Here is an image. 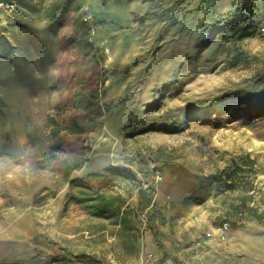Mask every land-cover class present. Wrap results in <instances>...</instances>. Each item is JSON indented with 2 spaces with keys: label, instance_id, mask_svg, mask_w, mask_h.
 <instances>
[{
  "label": "rangeland",
  "instance_id": "1",
  "mask_svg": "<svg viewBox=\"0 0 264 264\" xmlns=\"http://www.w3.org/2000/svg\"><path fill=\"white\" fill-rule=\"evenodd\" d=\"M241 3L0 0L1 261L264 264V115L230 120L227 99L204 112L264 88V0H252L254 36L232 43L225 30L197 48ZM57 107L87 128L69 178L134 172L92 182L120 196L124 221L64 206L56 158L70 157L49 151L45 124ZM138 188L155 208L141 209Z\"/></svg>",
  "mask_w": 264,
  "mask_h": 264
},
{
  "label": "trees",
  "instance_id": "2",
  "mask_svg": "<svg viewBox=\"0 0 264 264\" xmlns=\"http://www.w3.org/2000/svg\"><path fill=\"white\" fill-rule=\"evenodd\" d=\"M252 9V0H242L241 8L237 9L231 16L220 23L208 25L203 30V38L198 43V50L204 48L216 35L225 30L229 31L227 39L232 43L254 36L256 26L253 20L250 19ZM219 47H222V43L219 44ZM223 99H227L230 106L227 110L222 111L221 114L228 115L230 120L240 117L251 119L264 115V88L255 91H232L219 100L213 101L204 112L216 108ZM149 107H152V105H149ZM56 110L54 115L46 117L45 124L50 140L49 151L66 152L70 157L56 158V171L67 182L69 188L64 206L69 203L82 204L92 216L105 218L115 216L118 217L120 222L124 221L127 213L122 209L123 202L119 200L120 196L108 195L99 189L93 190L92 182L98 177H102L106 183L114 176L134 179V172L126 167L108 165L104 168L103 173H90L85 178H69L71 171L79 168L85 161L88 147L85 144L86 138L82 135L87 128L80 120L82 114L78 112L61 114L58 107ZM205 119L209 120V118ZM232 173L234 174L235 172L232 171ZM137 192L141 209L156 207L151 199L147 198L144 189L138 188ZM44 199H46L44 194H37L34 201L40 204ZM240 206L252 217L261 218L260 214L255 212L250 206L245 205V203H241ZM0 264L12 263L1 261ZM91 264L98 263L93 260Z\"/></svg>",
  "mask_w": 264,
  "mask_h": 264
},
{
  "label": "built area",
  "instance_id": "3",
  "mask_svg": "<svg viewBox=\"0 0 264 264\" xmlns=\"http://www.w3.org/2000/svg\"><path fill=\"white\" fill-rule=\"evenodd\" d=\"M5 6L7 8H10V7H12V4H5ZM261 34H264V28H261ZM152 167L154 168V165ZM160 177H161L160 174H158V172H156V178L160 179ZM223 226L226 228V223H223Z\"/></svg>",
  "mask_w": 264,
  "mask_h": 264
},
{
  "label": "crops",
  "instance_id": "4",
  "mask_svg": "<svg viewBox=\"0 0 264 264\" xmlns=\"http://www.w3.org/2000/svg\"><path fill=\"white\" fill-rule=\"evenodd\" d=\"M3 249H4V244H0V254H2ZM0 262H1V259H0Z\"/></svg>",
  "mask_w": 264,
  "mask_h": 264
},
{
  "label": "bare ground",
  "instance_id": "5",
  "mask_svg": "<svg viewBox=\"0 0 264 264\" xmlns=\"http://www.w3.org/2000/svg\"><path fill=\"white\" fill-rule=\"evenodd\" d=\"M161 178V177H160Z\"/></svg>",
  "mask_w": 264,
  "mask_h": 264
}]
</instances>
